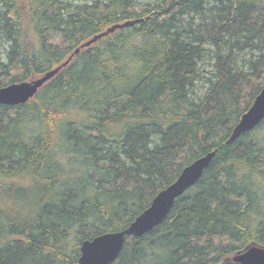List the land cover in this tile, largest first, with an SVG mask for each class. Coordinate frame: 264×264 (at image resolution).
Here are the masks:
<instances>
[{
  "label": "trees",
  "instance_id": "1",
  "mask_svg": "<svg viewBox=\"0 0 264 264\" xmlns=\"http://www.w3.org/2000/svg\"><path fill=\"white\" fill-rule=\"evenodd\" d=\"M131 19L33 100L0 104V264H79L84 240L128 227L216 149L111 264H237L264 246V120L228 142L264 88V0H0V87Z\"/></svg>",
  "mask_w": 264,
  "mask_h": 264
},
{
  "label": "water",
  "instance_id": "2",
  "mask_svg": "<svg viewBox=\"0 0 264 264\" xmlns=\"http://www.w3.org/2000/svg\"><path fill=\"white\" fill-rule=\"evenodd\" d=\"M143 19H131L115 23L106 30L95 34L81 43L75 50L59 65L49 69L43 74L20 82L11 83L0 87V104L17 106L25 104L34 99L36 94L47 83L55 78L66 68L75 55L81 50L90 47L99 39L108 34L141 22ZM264 120V88L254 99L249 109L243 113L239 122L235 125L228 142L235 141L243 133L255 129ZM217 149L197 158L187 165L178 178L166 188L162 189L152 200L150 206L138 215L131 224L119 231H110L92 239H86L80 246L79 264H111L120 255L128 237L141 236L161 224L168 216L176 199L194 186L202 177L205 169L209 167L216 156ZM231 261L237 264H264V246L250 244L245 249L234 254Z\"/></svg>",
  "mask_w": 264,
  "mask_h": 264
},
{
  "label": "rangeland",
  "instance_id": "3",
  "mask_svg": "<svg viewBox=\"0 0 264 264\" xmlns=\"http://www.w3.org/2000/svg\"><path fill=\"white\" fill-rule=\"evenodd\" d=\"M21 4H23V0H21ZM28 25L29 24L27 20V24L25 25L24 40H25V46L27 50L31 53L37 48L38 41H37V38L34 32L29 29L30 27L28 28ZM234 254L235 253L229 254L227 257L231 259V257L234 256Z\"/></svg>",
  "mask_w": 264,
  "mask_h": 264
}]
</instances>
